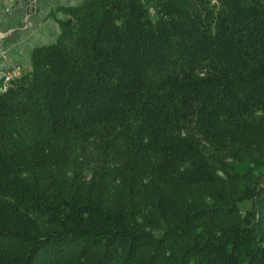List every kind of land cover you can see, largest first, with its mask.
Segmentation results:
<instances>
[{
  "label": "trees",
  "instance_id": "obj_1",
  "mask_svg": "<svg viewBox=\"0 0 264 264\" xmlns=\"http://www.w3.org/2000/svg\"><path fill=\"white\" fill-rule=\"evenodd\" d=\"M0 93V264H264V0H86Z\"/></svg>",
  "mask_w": 264,
  "mask_h": 264
},
{
  "label": "crops",
  "instance_id": "obj_2",
  "mask_svg": "<svg viewBox=\"0 0 264 264\" xmlns=\"http://www.w3.org/2000/svg\"><path fill=\"white\" fill-rule=\"evenodd\" d=\"M86 0H0V82L16 65L27 70L32 52L56 42L65 10Z\"/></svg>",
  "mask_w": 264,
  "mask_h": 264
},
{
  "label": "built area",
  "instance_id": "obj_3",
  "mask_svg": "<svg viewBox=\"0 0 264 264\" xmlns=\"http://www.w3.org/2000/svg\"><path fill=\"white\" fill-rule=\"evenodd\" d=\"M215 2L216 0H211ZM24 73V67L21 65H16L5 72L2 76L0 82V93L8 92L9 88L11 87L13 81L22 77Z\"/></svg>",
  "mask_w": 264,
  "mask_h": 264
}]
</instances>
